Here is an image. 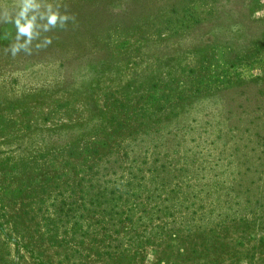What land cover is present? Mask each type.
Segmentation results:
<instances>
[{"label": "rangeland", "instance_id": "rangeland-1", "mask_svg": "<svg viewBox=\"0 0 264 264\" xmlns=\"http://www.w3.org/2000/svg\"><path fill=\"white\" fill-rule=\"evenodd\" d=\"M37 3L13 56L0 0V264H264V0Z\"/></svg>", "mask_w": 264, "mask_h": 264}, {"label": "clouds", "instance_id": "clouds-1", "mask_svg": "<svg viewBox=\"0 0 264 264\" xmlns=\"http://www.w3.org/2000/svg\"><path fill=\"white\" fill-rule=\"evenodd\" d=\"M39 8L40 5L37 3V0H19V11L16 13L14 20L17 30L16 42L10 45V51L13 56H16L21 50L31 54L30 45L39 36V32L37 31V10ZM2 18L11 20V17L7 14ZM69 18L67 14L61 15L58 11H51V9H49L48 13L40 15V19H46V23L43 25L45 31L57 25L63 27ZM46 42L51 43V39H48ZM37 47L39 48L40 45L38 44Z\"/></svg>", "mask_w": 264, "mask_h": 264}, {"label": "trees", "instance_id": "trees-1", "mask_svg": "<svg viewBox=\"0 0 264 264\" xmlns=\"http://www.w3.org/2000/svg\"><path fill=\"white\" fill-rule=\"evenodd\" d=\"M1 227H2V224H1V222H0V229H1Z\"/></svg>", "mask_w": 264, "mask_h": 264}]
</instances>
